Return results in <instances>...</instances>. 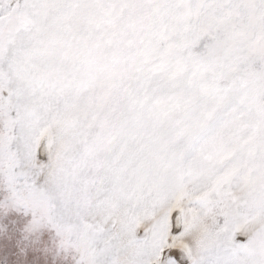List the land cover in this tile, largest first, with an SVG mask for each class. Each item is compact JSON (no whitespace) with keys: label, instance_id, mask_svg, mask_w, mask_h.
Wrapping results in <instances>:
<instances>
[{"label":"snow or ice","instance_id":"obj_1","mask_svg":"<svg viewBox=\"0 0 264 264\" xmlns=\"http://www.w3.org/2000/svg\"><path fill=\"white\" fill-rule=\"evenodd\" d=\"M0 264H264V0H0Z\"/></svg>","mask_w":264,"mask_h":264}]
</instances>
